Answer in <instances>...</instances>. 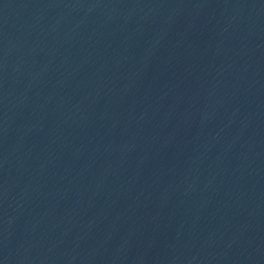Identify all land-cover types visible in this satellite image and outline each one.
Wrapping results in <instances>:
<instances>
[{"label": "water", "instance_id": "95a60500", "mask_svg": "<svg viewBox=\"0 0 264 264\" xmlns=\"http://www.w3.org/2000/svg\"><path fill=\"white\" fill-rule=\"evenodd\" d=\"M0 93L179 264H264V0H0Z\"/></svg>", "mask_w": 264, "mask_h": 264}]
</instances>
